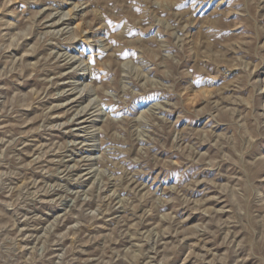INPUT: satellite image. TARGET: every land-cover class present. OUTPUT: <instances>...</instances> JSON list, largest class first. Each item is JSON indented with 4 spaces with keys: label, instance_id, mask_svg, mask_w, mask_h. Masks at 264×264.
Segmentation results:
<instances>
[{
    "label": "rangeland",
    "instance_id": "obj_1",
    "mask_svg": "<svg viewBox=\"0 0 264 264\" xmlns=\"http://www.w3.org/2000/svg\"><path fill=\"white\" fill-rule=\"evenodd\" d=\"M0 264H264V0H0Z\"/></svg>",
    "mask_w": 264,
    "mask_h": 264
},
{
    "label": "bare ground",
    "instance_id": "obj_2",
    "mask_svg": "<svg viewBox=\"0 0 264 264\" xmlns=\"http://www.w3.org/2000/svg\"><path fill=\"white\" fill-rule=\"evenodd\" d=\"M51 17V16H50ZM54 24H56V23H54ZM73 65V64H72ZM76 74V70H74V71H68V72H65L63 75L65 76V78L67 77V79L68 78H70V76H72V75H75ZM61 76H62V74H61ZM61 76L59 77V78H61ZM82 77H85L86 78V80L87 79H89L90 78V75H87V76H85V75H83ZM85 95H89L90 93H91V91H90V89H87V86L85 85ZM55 124V123H54ZM57 124V123H56ZM75 157V156H74Z\"/></svg>",
    "mask_w": 264,
    "mask_h": 264
}]
</instances>
